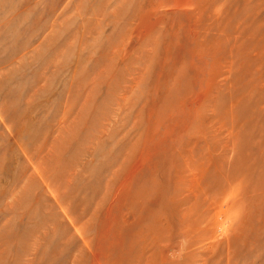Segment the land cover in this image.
Instances as JSON below:
<instances>
[{"label": "rangeland", "instance_id": "374dc122", "mask_svg": "<svg viewBox=\"0 0 264 264\" xmlns=\"http://www.w3.org/2000/svg\"><path fill=\"white\" fill-rule=\"evenodd\" d=\"M0 264H264V0H0Z\"/></svg>", "mask_w": 264, "mask_h": 264}]
</instances>
